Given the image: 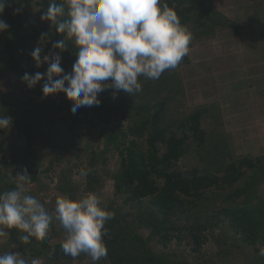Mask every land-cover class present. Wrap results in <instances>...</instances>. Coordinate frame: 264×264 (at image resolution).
<instances>
[{"label":"trees","instance_id":"16d2710c","mask_svg":"<svg viewBox=\"0 0 264 264\" xmlns=\"http://www.w3.org/2000/svg\"><path fill=\"white\" fill-rule=\"evenodd\" d=\"M31 1L8 0L0 16L9 25L0 33V79L5 73H14L18 81L13 93H0V115L12 118L10 128L0 131L3 167L0 192L15 188L8 171L19 173L26 169L31 177L27 185L34 187L52 165L51 160L40 170V154L44 149L65 151L79 137L74 135L77 125L80 128L96 126L91 121L95 118L97 123L104 124L99 131L104 149L91 157L85 194L95 192L99 196L101 193L97 185L100 176L95 170L97 161L101 158L105 163L110 151L119 158L115 172H104L112 180L114 198L101 203L115 215L105 224L107 233L103 240L107 257L97 264H205L201 250L208 240L216 246L217 258L225 261L230 247L222 246L227 238L224 226L218 234L213 231L225 223L234 236L239 235L237 241L251 246L260 242L264 247V156L228 157V162L220 160L219 166L212 170L203 168L202 171L197 167L181 170L177 166L192 143L201 147L207 136L200 122L205 110L194 111L180 121L170 122L169 118L168 105L183 93L184 72L181 74L180 68L190 62L188 54L175 69L166 70L157 80L139 77L140 92L131 95L120 91L122 95L117 93L113 98V90L109 89L98 94L99 106L81 107L74 114L70 110L72 102L63 93L43 97L44 80L32 88L22 83L25 73L34 74L45 68V64L36 67L30 55L33 49L42 47V56L49 55L50 50L58 52L52 49V44L64 38L50 21H40L52 0L33 2L38 16L29 10ZM61 2L56 0L57 4ZM161 3L177 12L183 26H192L189 49L195 41L228 36L227 31L236 36L241 33L240 26L212 7L211 0H161ZM21 5L22 10L14 14ZM220 31L223 34L216 36ZM75 52V46L69 42L67 50L61 53L65 74L72 70V66L67 69L64 65L71 60L74 63ZM66 114L73 118L78 115V119L54 137L56 120L66 123ZM9 132L23 143L9 140ZM66 195L74 199L73 195ZM9 231V242L21 252L28 249L31 258L42 257L50 264L75 260L64 255L61 243L50 244L48 235L39 244L34 239L24 244L18 230ZM172 244L183 250L170 249ZM87 257L82 253L76 259L81 261ZM262 261L259 257L253 264H264Z\"/></svg>","mask_w":264,"mask_h":264},{"label":"clouds","instance_id":"9594fccd","mask_svg":"<svg viewBox=\"0 0 264 264\" xmlns=\"http://www.w3.org/2000/svg\"><path fill=\"white\" fill-rule=\"evenodd\" d=\"M7 3L0 0V16ZM21 10L22 5L14 14ZM41 19L50 21L64 38L52 44L58 52L50 50L49 55L42 56V47L34 48L30 55L36 67L47 63V70L25 73L21 80L28 88L44 80L43 97L63 93L72 102L70 110L74 114L81 107L99 106L98 94L106 90H113V98L120 91L131 95L140 92L138 78L157 80L166 70L175 69L188 54L192 39L177 12L161 0H62L59 4L52 0ZM8 28L7 22L0 19V33ZM69 42L76 48V59L71 72L65 74L61 53ZM11 123V117L0 115V131L9 129ZM90 171L82 168L79 176L86 178ZM13 180L14 189L0 192V238H7L9 230L16 229L22 243L34 239L39 244L57 221L66 233L61 243L64 255L76 259L83 253L92 264L107 257L105 224L115 213L102 205L95 192L79 200L58 196L54 209L49 211L28 194L26 185L31 177L26 169ZM258 255L264 257V247ZM0 264H44V259L29 261L19 252H4Z\"/></svg>","mask_w":264,"mask_h":264},{"label":"rangeland","instance_id":"374dc122","mask_svg":"<svg viewBox=\"0 0 264 264\" xmlns=\"http://www.w3.org/2000/svg\"><path fill=\"white\" fill-rule=\"evenodd\" d=\"M225 1L218 0V3L223 5L222 3ZM33 2L35 0L31 1L29 10L33 16H38V9ZM218 8L226 13V7L219 5ZM40 21L42 22V19ZM184 27L190 33L193 32L191 31L192 26ZM226 33L228 34V31ZM240 43L241 45L227 39L224 40L222 36L217 37V40L213 42L195 41L193 47L188 51L191 63L180 68L181 74L184 72L183 93L177 95L176 99L168 105L170 122L180 121L194 111L205 110L200 122L207 134L203 146L198 147L196 143H192L187 154L178 161L177 166L181 170L191 167H197L202 171L203 168L212 170L219 166L220 160L228 162V157L256 158L264 156V101L249 100L244 82L243 63L245 59L242 48L244 45L242 42ZM249 50L250 48H248ZM247 56L252 60L258 59V56L253 54H247ZM72 65L73 60L64 66L69 69ZM228 66H231L230 70H228ZM47 67L48 64L45 63V68L41 73L46 72ZM58 78L60 77H54V79ZM16 83H18L16 74L5 73L0 79V93H13L16 90L14 86ZM22 83L24 84V82ZM21 90H24L23 86H21ZM122 93L118 95H122ZM64 98H66L65 95ZM36 103L33 107L36 106ZM75 117L78 119V115ZM76 118L66 114L68 120L66 123L57 119L52 135L56 137L63 129H67L66 125H73L72 121ZM43 120L46 121V119ZM91 121L96 123V126L80 128L77 125L74 135L77 134L79 137L74 139L73 146L66 148L65 151L44 149V152L40 154V170H44L51 160L52 165L49 171L40 176L34 187L30 185H26V187L29 189L28 194L36 197L49 211L54 209L58 196L71 194L74 200H79L87 195L84 193L85 177H80L79 172L82 168L90 169L92 155H98L104 149V140L99 136V131L104 127V124L97 123L95 118H92ZM8 139L15 140L17 144L23 143L13 132L8 133ZM64 141L70 142L65 138ZM213 145L216 147L213 148ZM106 157L105 163H102L101 158L97 161L95 170L100 176V181L97 184L101 191L99 198L104 202H109L114 198L113 184L110 175H106L104 172H115L118 168L119 158L112 151L107 153ZM0 170H3L2 161ZM8 174L11 179L17 175L12 171H8ZM210 211H214V209ZM222 226H224L223 229L227 235L226 242L222 246H225L226 249L230 247V254L225 257V261L219 260L216 255V246L208 240L201 250L204 260H206L205 264H253L256 258L261 257L258 255L260 248L263 247L260 242L251 246L237 241L239 235L234 236L227 223L215 227L214 233L218 234L221 231L219 228ZM65 237L64 229L57 221H53L48 233L49 243H62ZM169 248L183 250L182 247H177L175 244ZM188 248L186 247L187 252ZM4 252H19L29 261L32 259L28 249L24 248V251L21 252L18 246L9 242L8 237L0 238V254ZM261 258L264 263V257ZM191 260L192 258H190V262ZM44 264L50 263L44 261ZM57 264H92V261L90 257H87L81 261L77 259L71 262L62 260Z\"/></svg>","mask_w":264,"mask_h":264},{"label":"crops","instance_id":"0c3cea01","mask_svg":"<svg viewBox=\"0 0 264 264\" xmlns=\"http://www.w3.org/2000/svg\"><path fill=\"white\" fill-rule=\"evenodd\" d=\"M211 4L215 10L220 11L233 24L240 26L241 33L239 36L228 32V36L223 38L239 45H241V41L245 46H242L245 59L243 63L245 89L248 92L250 101L252 99L264 101V0H226L222 3L223 5L219 4L218 0H211ZM219 5L226 7V13L218 8ZM223 32H217L216 36L222 35ZM215 40H217V37L209 41L213 42ZM248 48H250L249 51ZM247 54L256 55L258 59L252 60L248 58ZM260 55L263 57H259ZM189 61H191L190 57ZM230 67H227L228 70H230Z\"/></svg>","mask_w":264,"mask_h":264}]
</instances>
